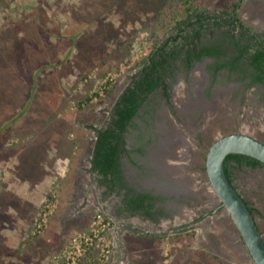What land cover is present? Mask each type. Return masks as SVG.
<instances>
[{"label":"rangeland","instance_id":"obj_1","mask_svg":"<svg viewBox=\"0 0 264 264\" xmlns=\"http://www.w3.org/2000/svg\"><path fill=\"white\" fill-rule=\"evenodd\" d=\"M232 1L204 0V4L210 11H219L228 9ZM165 3L166 0H0V86L6 82L12 90L4 99L0 89V103L14 105V110L29 92L27 86L32 84L28 79L34 77L30 72H22L25 66L29 67V59L15 58V47L28 38L23 31L29 29L28 24L32 25L36 11L41 22L50 24L49 38L40 39H47L51 47L41 43L36 60L31 59L32 66L36 62L34 71H37L31 107L14 123L22 126V136L50 137L53 149L59 142L68 146L73 143L74 153L60 165L61 170L67 167L66 181L72 185L50 192L54 199L53 213L60 204L66 217L58 225L61 231L53 255H57L60 246L64 251L74 234L89 231L94 215L99 212L106 228L99 236L96 254L100 255L96 256L104 264H254L229 213L216 208L220 202L205 172L207 149L223 133L240 127L244 133L264 138L255 129V124L264 126L261 108L257 106L258 96L264 97V93L248 81L245 73L224 67L211 82L206 70L213 62L197 63L191 72L176 64L167 80L171 106L181 109L192 100L197 110L192 112L190 108L187 115L181 114V124L172 128L159 90L138 110L124 133L123 185L125 189L152 193L155 197L150 209L152 216L124 211L119 190L107 191L91 170L96 129L105 123L131 74L136 72L135 63L149 53L154 40L160 43L168 30L173 31V22L163 16L158 18ZM82 4L95 10L92 13L80 8L72 10ZM74 13H78L73 20L78 21L79 28L86 26L84 33L71 43L68 31L77 25L73 21L68 28L67 19ZM236 14L253 31L256 27L264 31V0H242ZM241 33L240 27L225 24L204 29L200 42L226 41L231 35L243 42L246 36ZM27 51H32L29 46ZM18 62L21 64L16 69ZM105 79L113 84L110 94L101 102L91 100L93 92L104 86ZM3 107L6 106L0 110ZM192 120L197 122L196 132L184 126ZM15 127L14 124L4 127L0 133L5 138L2 140L9 142L7 138L17 132ZM199 133L203 134V140L194 139L193 134ZM233 180L255 209L254 218L264 240L263 169L239 168ZM190 221L192 225H188ZM55 224L53 221V227Z\"/></svg>","mask_w":264,"mask_h":264},{"label":"trees","instance_id":"obj_2","mask_svg":"<svg viewBox=\"0 0 264 264\" xmlns=\"http://www.w3.org/2000/svg\"><path fill=\"white\" fill-rule=\"evenodd\" d=\"M241 2L242 0H233L228 9L210 11L205 6L204 0H166L165 5L159 9L158 18L163 16L162 18L165 20L168 19L173 22V31L170 30V32L168 30V35H166L165 39L160 43L157 39L154 40L152 49L149 53L142 57L140 61L135 63V74L131 77L129 83L114 102L105 123L96 129V136L91 152V170L95 173V175H97L98 182L107 188V191H113L115 186L114 178H120V157L122 152L125 150L126 144L124 133L128 127L132 125V120L136 116L143 102L147 99L149 93L160 86L163 89L164 96L166 98L169 97L165 78L167 77L169 70H171V68L173 69L175 66L174 61L182 54L186 55L188 59H200L204 54L220 55L223 52L220 46L216 43L208 46L205 44L201 47L199 46L202 31L204 29L210 28L211 30L225 24H231L233 27L238 26L240 28H246L247 31H249V27L245 26L236 14V9L239 7ZM77 8H80L78 10L89 11V13H92L93 10H95L93 6L84 4L77 5V7H73L72 10H76ZM75 14L78 13H74L70 18L68 17L67 22L69 25L74 21L73 18L77 17ZM40 18V14L36 11L32 16V25L28 24L27 27L29 26V29H24L23 31L26 32L25 34L28 38L23 37L24 40L19 43V45H16L15 48H17V52L14 53V55H16L14 56L15 58L24 57L25 59H29V67L25 66L22 69V72L24 74L30 72L34 76L28 79L29 82L31 80L32 85L31 87L27 86V91L29 92L26 91L28 94H25L22 102H19L20 105H17L18 107L15 105L16 110L13 108L14 105L11 106L4 101L0 103V107L6 106L3 107V110H0V123L4 122L2 127H0V133L4 127L9 126L10 124L18 126V123H14V119L23 117L26 110L31 107V92L33 88L36 87L34 78L37 72L36 70L34 71L36 62H34V65L32 66L31 59L36 60L37 50H40L41 43L44 42L45 46L51 47L49 41L47 40L49 38V34L51 33L48 32V30H50V24L48 22H41ZM74 22L76 23L77 28L72 27L73 31H68L69 33L71 32V43H73L80 34L84 33L86 26L85 24L82 28H79L78 21ZM70 27L71 25L68 28ZM14 36H16V34H14ZM43 36L47 38L45 41L40 39ZM232 36L233 35H231L229 42L239 47V40L234 39ZM250 37H254L256 41H264L263 39H257L254 33H251ZM28 46L32 50L30 51L31 53L27 51ZM246 51V47H244L243 52ZM248 58L253 71V74L251 75L252 80L264 84V51L260 50L253 54H249ZM169 60L171 61L169 62ZM19 63L21 64V62H18L14 68L17 69L19 67ZM189 66L190 65H187L186 68L188 69ZM224 66V63L216 64L210 66L209 70H211L214 75L216 70L223 68ZM228 67L231 70L237 68V66L232 63H230V66ZM105 77L106 75H104L102 79ZM102 83L104 86L101 87V90H95L93 92L91 100L101 102L103 98L110 94L113 86L111 81L105 79ZM0 89L3 90L4 94H1V97L3 96L4 99L12 92L6 82L0 86ZM9 108H12L13 110L9 111ZM238 156L239 160L241 158H246V163L250 165L264 167V163L258 159L241 153H229L225 156V160L229 157ZM224 171L230 180L229 171L225 167ZM154 199L155 197L148 193L138 194L137 196L131 197L127 200L125 198L124 200H126V202L124 204L133 212L141 211L147 216H152L150 209L153 206ZM243 200L248 206L249 211L254 216L255 209L251 207L244 198ZM99 236L93 239L85 254L81 258L77 259L76 264H104L101 261L102 258L96 256L100 255V253L96 254L98 251L97 247ZM193 237L194 234H192V238ZM178 238H182V236H178Z\"/></svg>","mask_w":264,"mask_h":264},{"label":"crops","instance_id":"obj_3","mask_svg":"<svg viewBox=\"0 0 264 264\" xmlns=\"http://www.w3.org/2000/svg\"><path fill=\"white\" fill-rule=\"evenodd\" d=\"M21 127L13 128L17 132L7 138L9 142L0 135V264H50L61 231L58 225L66 218L60 204L41 234L32 235L31 231L46 199L54 204L52 189H69L72 185L66 181L67 167L61 170L60 165L74 153L73 143L68 146L59 142L55 150L50 137L22 136ZM62 251L60 246L56 253L64 255Z\"/></svg>","mask_w":264,"mask_h":264},{"label":"flooded vegetation","instance_id":"obj_4","mask_svg":"<svg viewBox=\"0 0 264 264\" xmlns=\"http://www.w3.org/2000/svg\"><path fill=\"white\" fill-rule=\"evenodd\" d=\"M242 29V36H246L245 40L243 42H239V47L235 46L234 44L230 43V39H227L226 41H221V40H217V41H213L212 43H209V44H205V45H213L214 43L218 44L221 48V50L223 51L220 55H212V54H204L200 59H188L186 57V55L182 54L179 58H177L175 61H174V65L176 64H180L182 65L184 68H186L187 65H190L189 66V69L187 71L190 70V72L192 71V66L197 64V63H201L203 61H211L214 63V65L216 64H220V63H224L225 66L224 67H228L230 66V63L234 64L237 66L236 69H233L231 70L229 67L228 69L230 71H235L236 73H241L244 75L245 73V77L248 79V81L250 83H252V85H254L255 87H258L259 90H261L263 93H264V84L261 83V82H258V81H253L252 80V69H251V66H250V60L248 58L249 54H253L255 53L256 51H264V41H256L254 37H250V34L251 33H254L257 37V39H263L264 40V31L262 29H260V27H256L254 29V31L249 27L247 31L246 28H241ZM202 44L201 42L199 43V46L201 47ZM244 47H246V52H243V49ZM171 60H169L170 62ZM223 67V68H224ZM223 68H219L218 70H216L215 74L213 75V73L211 72V70L207 69L206 70V73H207V79H209V81L213 82V80L215 79L216 77V74L217 72L220 70V69H223ZM187 69V68H186ZM172 71V68L171 70H169V73L167 75V77L165 78V82L167 83V80L169 79V76H170V72ZM135 73H132L131 76H130V79L131 77L134 75ZM241 74H239L238 76H240ZM191 78H192V73H191ZM129 79V81H130ZM193 83L195 81V79H192ZM192 81L190 80L191 84H192ZM204 82V81H203ZM160 92V96L162 97V103H163V107H165V109L167 110L168 112V115L171 117V121L170 124L172 126V128H177L180 123V119H181V114H185L187 115L186 112L192 110V112L194 110H197V108L194 106H192V102L194 103V101L192 100H188V102L186 103H189V104H186V106L184 108H182L181 106V109L180 107H174V106H171V101H170V96L168 98H166L164 96V93H163V89L162 87H158L156 89H154L151 93H149V96L158 91ZM167 92L169 94V90H168V86H167ZM183 94V90L180 92V95ZM170 95V94H169ZM148 96V97H149ZM183 96V95H182ZM147 97V99H148ZM147 99L143 102L145 103L147 101ZM184 102V100H183ZM257 106H259L261 109H260V112H261V118H264V97H261V96H258V102H257ZM143 105V104H142ZM190 105V106H188ZM180 106V105H179ZM184 106V105H183ZM194 107V108H193ZM192 108V109H190ZM188 109V110H187ZM190 109V110H189ZM203 110V109H202ZM201 110V111H202ZM166 116V112H163ZM167 115V116H168ZM260 115V113H259ZM258 122H261V121H258ZM262 122L264 123V119L262 120ZM186 130L187 128L189 127V129H193L195 132L197 130V122L192 120V122H187L184 124ZM174 128V129H175ZM255 129L257 131H259V133H262L264 135V126H262L261 124H255ZM243 130L240 129V127L234 131H230V132H226V133H223L222 135H225L227 133H232V132H241V133H244L242 132ZM247 134V133H246ZM194 135V139L195 140H203V134L202 133H199L198 135L197 134H193ZM221 135V136H222ZM255 134H253L252 136H254ZM256 138H259L260 140H262L264 142V138H261V137H258V136H254ZM219 138V137H218ZM166 154H168V150H164ZM163 151V152H164ZM141 154V152H138ZM147 155V154H146ZM150 155V154H149ZM168 158V156H164V159ZM151 155H150V159H151ZM241 158V157H240ZM121 159L122 157H120V166H119V170H120V178L117 179V177H115V186H114V190H119L118 192L120 193V197H121V200H122V208L124 209V211L128 212V213H133V214H139V215H145L144 213H142L141 211H135L133 212L132 210H130L124 203L126 202L127 199L131 198V197H135L137 196L138 194H145V193H148L150 194L151 196L152 193H149L148 191H145V192H139L138 190H134V189H125L124 185H123V175H122V166H121ZM238 159V160H237ZM246 158H241L239 160V156L238 157H229L225 160L224 158V162H223V165L224 167L229 171L230 173V181L231 183L233 184V186L235 187V189H239V187L236 185V183L234 182L233 180V175L235 174V171L239 168H249V169H263L264 171V167H257V166H253V165H250L248 163H246ZM152 160V159H151ZM169 160V159H168ZM166 161V162H165ZM167 159L164 160V165H166L165 163H167ZM159 168H160V164H158ZM165 174H166V171L162 168H160ZM177 173V171H176ZM179 174V173H178ZM179 176V175H178ZM171 180L173 179L172 176H170ZM175 178L178 179V177L175 176ZM175 179V180H177ZM239 192V191H238ZM240 193V192H239ZM241 195V193H240ZM242 196V195H241ZM154 197V196H153ZM126 198V200H124ZM242 198H244L242 196ZM245 199V198H244ZM246 200V199H245ZM247 201V200H246ZM146 203V202H144ZM218 207H221V206H216V208ZM222 208V207H221ZM220 208V209H221ZM213 212V211H212ZM146 217H148L146 215ZM188 225H192V221H190L188 223Z\"/></svg>","mask_w":264,"mask_h":264},{"label":"water","instance_id":"obj_5","mask_svg":"<svg viewBox=\"0 0 264 264\" xmlns=\"http://www.w3.org/2000/svg\"><path fill=\"white\" fill-rule=\"evenodd\" d=\"M241 153L264 163V142L252 135L232 132L213 141L206 152L205 172L219 206L227 210L254 264H264V240L254 216L224 171V158Z\"/></svg>","mask_w":264,"mask_h":264},{"label":"built area","instance_id":"obj_6","mask_svg":"<svg viewBox=\"0 0 264 264\" xmlns=\"http://www.w3.org/2000/svg\"><path fill=\"white\" fill-rule=\"evenodd\" d=\"M52 202L51 199H46L44 202L33 224L32 235H39L47 226L54 210ZM105 228L104 217L97 212L93 217L89 231L74 234L65 246L64 255H54L50 264H76L77 259L85 254L93 239L99 236Z\"/></svg>","mask_w":264,"mask_h":264},{"label":"bare ground","instance_id":"obj_7","mask_svg":"<svg viewBox=\"0 0 264 264\" xmlns=\"http://www.w3.org/2000/svg\"><path fill=\"white\" fill-rule=\"evenodd\" d=\"M208 105L210 106V105H212V104L209 103ZM208 105H206V106L209 107ZM213 106H214V105H213ZM213 106H211V107H213ZM166 168H167V166H166ZM168 168H169V171H172V170H173V168H171V167H168ZM172 176H173V175H172ZM226 211H227V210H226Z\"/></svg>","mask_w":264,"mask_h":264}]
</instances>
